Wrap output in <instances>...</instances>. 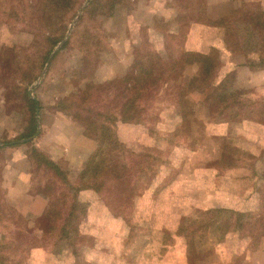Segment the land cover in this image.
Here are the masks:
<instances>
[{"label":"rangeland","instance_id":"obj_1","mask_svg":"<svg viewBox=\"0 0 264 264\" xmlns=\"http://www.w3.org/2000/svg\"><path fill=\"white\" fill-rule=\"evenodd\" d=\"M73 1L44 21L41 0H0V264H252L264 235L243 239L232 213L212 211L264 216V31L249 18L264 0ZM187 53L217 60L213 87L187 82ZM127 78L146 91L133 122L119 116ZM172 87L196 111L188 125ZM107 111L125 165L98 193L70 191ZM74 199L88 206L78 242L56 249L41 220L49 201L64 212Z\"/></svg>","mask_w":264,"mask_h":264},{"label":"trees","instance_id":"obj_2","mask_svg":"<svg viewBox=\"0 0 264 264\" xmlns=\"http://www.w3.org/2000/svg\"><path fill=\"white\" fill-rule=\"evenodd\" d=\"M63 9H71L73 5H75L73 0H63ZM58 0H41L40 6L42 11L40 12V16L44 21L51 20L53 17H56L55 14L57 12V7H54L58 5ZM61 9V8H60ZM251 23L253 22L256 28L258 26L261 28L262 31H264V11H261V14H255L250 15ZM63 31L66 30V26L63 27ZM61 30V31H62ZM54 35L50 33L49 38L53 40ZM60 40L58 38L54 39L52 46H56ZM234 47V46H233ZM231 48V46L229 47ZM186 56L188 57L187 62L188 64H196L198 67V76H194L191 78V80H188L187 82L190 83V85H194L199 82V84H203L204 86L209 87L208 80L213 77L216 73V70L219 68L217 63V60L211 57H206L204 55L199 54H191L187 53ZM261 62L264 63V59H261ZM250 65L253 66L254 63L250 61ZM176 71V70H175ZM138 73V72H137ZM149 77L151 76V72H148ZM160 78V77H159ZM134 81H142L145 80V77L141 79V75L138 77L131 78ZM155 78L152 80L150 86H153L155 83ZM126 82L128 83L125 85L122 93L124 94L121 97L122 104L120 107V118L123 122H133L134 120H137L138 117L144 114L146 111L143 107L138 105V99L144 100L146 99V91L144 89L139 88L137 85L139 83L134 82V84H130V79L127 78ZM124 83V81L122 82ZM166 83V82H165ZM168 84V83H166ZM91 87H95L90 85ZM212 84L210 87H213ZM176 87V86H175ZM175 87L170 88L167 90V93H173L174 95V102L175 109L177 110L178 115L182 118L183 124H190L188 122V119L191 117L190 114H192V109L186 108L185 103L182 102V97L179 91L173 90ZM210 87L208 89H210ZM206 89V88H205ZM128 94L126 97L125 95ZM148 95V93H147ZM67 101V100H66ZM62 109L70 110V106H73L72 103H67L65 101H61ZM35 105V111H36V104L35 102H32ZM67 104V105H66ZM84 105H78L77 108L79 112H81L83 109L86 110V108H83ZM192 108V107H190ZM71 109L69 112H67L68 115H70L72 118L78 120L80 119L79 113L75 114L72 113ZM91 111L90 109H88ZM107 116L102 114H97L98 117L107 118V123H101V135L99 137L100 143L97 151L92 156L86 170H84L83 175H86V178L83 176V180L80 182V188L71 189L70 191L79 192L86 191V190H94L95 192H100L101 189H105L108 182L112 180V175L116 168L119 166H124L125 164H122L124 161L125 153H124V146L119 145L118 141L116 143V138L111 139L109 134L112 130L111 127H113L114 122L116 118H113V115L110 114V112L107 111ZM197 117L196 111L194 110L192 118L195 119ZM228 120H230V117H226ZM96 119H90L86 118V121L82 123L85 127V132L88 136H92V132L94 129L98 126L99 122L95 121ZM227 120V119H226ZM95 126V127H94ZM36 133V124L31 128V132L29 134L30 137H32ZM94 134V133H93ZM28 136V137H29ZM97 137V136H96ZM10 145V143H7ZM6 144V145H7ZM40 154V153H38ZM40 158L50 166H53V168H56V165L52 163L51 160H48L45 155L40 154ZM122 161V162H121ZM89 175L90 177L88 178ZM108 177H104V176ZM67 185L68 183L65 182ZM69 187V185H67ZM134 190V188L128 189L129 192ZM64 202L62 201H49L48 208L46 210V213H44V218L41 220V227L43 231L45 232V237L48 238L50 235V238L55 239L54 246L55 248H59L61 244L64 242H68L70 245H73L77 243V238L80 235V223L82 219L87 216V205H83L78 200L71 201V205L67 207V210L64 212H61L59 210L60 207ZM66 204V203H65ZM121 208V204H112L110 205L111 210H118ZM264 209V207H263ZM214 214L219 215L221 213L230 212L233 214V217H236V229H235V235H241L243 239H250L251 242H257L258 239H260L264 235V216L263 215H253L251 213H243L238 211H232V210H215L212 211ZM222 218V216H220ZM216 220V218H215ZM47 228V229H46ZM56 230V232H55ZM55 233V235H54ZM247 235V236H245ZM53 252L54 254H59L60 251L56 250Z\"/></svg>","mask_w":264,"mask_h":264},{"label":"crops","instance_id":"obj_3","mask_svg":"<svg viewBox=\"0 0 264 264\" xmlns=\"http://www.w3.org/2000/svg\"><path fill=\"white\" fill-rule=\"evenodd\" d=\"M24 177H25V180L27 181V178H28L27 173L24 174ZM33 254H38V253L35 251V253H33ZM254 255L255 256L251 259L252 264H264V239L261 243L260 249L256 250Z\"/></svg>","mask_w":264,"mask_h":264}]
</instances>
